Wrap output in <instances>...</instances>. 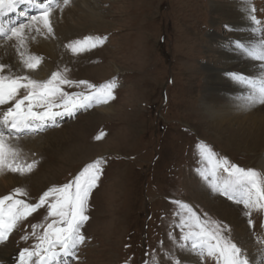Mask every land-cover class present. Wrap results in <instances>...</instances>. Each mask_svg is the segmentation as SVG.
I'll use <instances>...</instances> for the list:
<instances>
[{
    "label": "rangeland",
    "instance_id": "rangeland-1",
    "mask_svg": "<svg viewBox=\"0 0 264 264\" xmlns=\"http://www.w3.org/2000/svg\"><path fill=\"white\" fill-rule=\"evenodd\" d=\"M86 1L101 12V20L63 29L57 35V52L43 79L65 68L67 78L74 81L99 85L115 78L112 107L80 109L73 117L63 116L68 118L55 126L22 135L39 139L22 156L38 163L26 175L7 172L14 182L0 180V196L20 187L28 193L22 198L35 202L49 187L69 182L85 165L102 157L103 171L87 202L89 219L81 228L85 241L77 250L78 258L69 259V264H145L151 253L159 264H171L165 252L182 264H215L211 258L202 260L177 248L169 239L170 231L177 239L180 233L172 224L174 200L189 203L227 225L252 264H264V245L257 242L264 239V211H253L254 225L249 226L242 204L213 192L203 182L198 170L205 171L206 162L197 148L203 142L231 163L263 171L264 119L234 123L221 131L216 125L221 120L213 118L209 109L223 89L214 90L210 103L205 101V90L214 81L210 69L221 70L215 77L221 82L229 77L224 69H235V63L242 60L233 42L259 37L253 28L244 30L239 23L264 28V0ZM73 2L63 6L60 0L62 10ZM230 4L247 6L248 20L235 16L237 8L232 10ZM253 7L254 13L250 12ZM55 14L60 16L58 9L52 19L57 18ZM252 14L262 22L260 26L250 20ZM86 36L106 39L79 54L65 47ZM0 45L15 42L0 38ZM237 51L236 57H241L226 58L228 52ZM64 89L80 92L82 87L65 85ZM244 97L233 91L229 99L246 110L241 102ZM47 132L48 136L40 138ZM218 175L227 178L226 173ZM44 215V209L38 210L0 244L1 253L10 257L0 259V264H14L12 257L19 249L31 246L32 239L25 242L20 236L31 232L30 225Z\"/></svg>",
    "mask_w": 264,
    "mask_h": 264
},
{
    "label": "snow or ice",
    "instance_id": "snow-or-ice-1",
    "mask_svg": "<svg viewBox=\"0 0 264 264\" xmlns=\"http://www.w3.org/2000/svg\"><path fill=\"white\" fill-rule=\"evenodd\" d=\"M70 2L63 0V6ZM21 4L27 5L25 11L19 13L24 20L2 19L5 10L15 12ZM28 9H34V14H29ZM54 9L62 10L60 0H0V38L15 41L18 55L16 72L13 68L17 65L0 60V174L26 175L38 163L22 158V149L18 146L22 135L43 130L49 123L55 125L57 117L72 115L94 104H107L115 98V78L99 85L86 80L74 81L67 78V68L51 72L46 79L32 75L41 65L43 57L29 51L27 43L29 39H35L32 33H53L51 16ZM250 12L254 13L255 8H251ZM250 20L256 26L262 23L254 14L250 15ZM252 31L260 33L257 39L233 43L244 56L262 62L261 71L257 75L242 72L228 74L235 83L248 89L243 98L245 107L264 104V28L253 27ZM105 39L86 36L82 40L71 41L65 47L73 54H79L97 47ZM25 69L28 71L25 72ZM65 85L82 87V90L67 92ZM197 148L206 162L205 171L198 170V174L213 192L238 205L242 204L243 215L248 218V225L253 226L252 212L264 211V171L231 163L203 142ZM103 163L102 157L88 163L72 180L49 187L35 202L22 198L28 193L20 187L0 196V244L6 243L34 213L45 210L43 219L30 225L31 232L25 231L20 236L21 241L32 239L34 242L19 249L14 264H69V259L78 258L77 250L85 241L81 228L89 219L87 202L102 174ZM221 172L227 174L226 179H220L218 174ZM173 204L176 208L172 224L180 229L179 239L171 231L168 236L177 248L191 252L202 260L211 258L215 264H252L245 250L231 238V229L227 225L184 201L174 200ZM257 242L264 245V239L258 238ZM165 255L171 264H182L172 253L165 252ZM149 257L145 264H159L155 253L149 254Z\"/></svg>",
    "mask_w": 264,
    "mask_h": 264
},
{
    "label": "bare ground",
    "instance_id": "bare-ground-1",
    "mask_svg": "<svg viewBox=\"0 0 264 264\" xmlns=\"http://www.w3.org/2000/svg\"><path fill=\"white\" fill-rule=\"evenodd\" d=\"M73 1L74 0H72V2ZM231 5L233 4H230V6ZM230 8L232 10L237 8V11L235 10L234 15L237 17L240 16L244 18L245 20H248L250 13L248 10L245 9L247 8V6L240 7V5L238 6L235 4L231 6ZM32 12L34 13V11ZM58 13L60 14V16L59 15L57 16L55 14V16H57L56 19L51 18V24L53 28L52 34H47L46 32L44 35L32 33V35H35V39L34 40L29 39L27 43V47L29 51H31L32 53L38 56L43 57L41 65L35 70L34 73H32V75L38 79H43L44 76L48 75L45 68L46 66H49L52 63L51 61L55 57V53L57 52L56 38H57V35L60 37V33L63 31V29H72L78 26L84 27L87 24H90L91 22L93 23L94 21H99L102 18L100 14L101 12L97 11V9H95V7H93L91 4H88L86 0H83L80 3H77V0H75L73 4L71 3V5L67 9H63V10L58 9ZM10 15H11V12H8L7 10H5V14L3 15L2 19L4 21H10L11 19ZM245 22L246 21H242L239 23L240 26H243L244 30L253 28L252 26L250 27V25ZM237 53L238 51L234 53L228 52L226 54V58L233 59V58L241 57L238 55H237L238 57H236ZM241 55H242V60L241 61L239 60L237 61V63H235V66H234L235 69L233 68L226 69V70L224 69V71H226L227 74L232 73V72H242L247 75L259 74V72L261 71L260 64L262 62L260 61L254 62V60L244 56L243 54ZM0 60H2L5 63L17 65V67L13 68V71L14 72L18 71V55L16 53L14 45H6V47H3L2 45H0ZM237 68L238 70H236ZM253 69H255L256 72ZM24 71L27 72L28 70L25 69ZM219 72H221V70H217V68L210 69L209 76L213 78L214 81L210 82L209 86L205 90L206 91L205 101L210 103V99L212 98L214 94V90L216 91L220 88L223 89V91H221L220 93L221 95H218L217 93L216 96L218 97V100L215 101L213 105L211 104L210 109H209V111H211V113L213 114V115L211 114L213 118H218L221 120L220 123L218 122L216 124L217 127L221 129L222 131L224 129H227V125H232L234 123H238V124L243 123V122H246V123L255 122L256 123L260 119H264V110H261L262 107H259L260 104H255V106H252V107H246V110L243 109L244 112H242L243 110H240V107L244 108L243 106H240L238 104L234 105V103H232L233 99L231 98L229 99V97H231V94L233 93V91L236 92V94L239 93L242 96H245L248 92V89L241 85H238L230 77L226 78L224 81H221V82L217 81L215 77L218 75ZM110 102H108L107 104H94V105L102 106L101 107L102 110H107L112 107L111 106L112 103L110 104ZM241 102L242 104H244V100H242ZM217 104H220V106L218 107ZM261 105L264 107V104H261ZM76 112L73 113L72 115L76 114ZM64 116H68V115H64ZM63 118L65 117L63 116L57 117L56 124L57 122H59L60 119H63ZM51 125L52 124L49 123V125L47 126H51ZM55 125H52V126H55ZM44 128H46V126ZM46 136H48V132L45 133L40 138H43ZM38 141L39 139H36V138L21 136L18 142V146L22 149V156H24V154L28 152L30 149L35 148L36 147L35 145L38 143ZM260 164L264 171V151L261 155ZM0 180L5 184H7L8 182H14L13 177L11 175L8 176L7 172L0 174ZM240 224H242V222ZM241 229H243V227L239 228V230ZM9 258L10 257L7 256L5 252L1 253L0 251L1 260L3 259L6 261V259H9ZM14 259L15 258L12 257V262H14Z\"/></svg>",
    "mask_w": 264,
    "mask_h": 264
}]
</instances>
